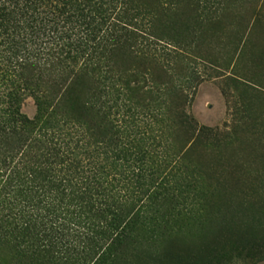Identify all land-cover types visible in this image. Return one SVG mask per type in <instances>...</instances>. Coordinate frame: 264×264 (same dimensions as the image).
<instances>
[{
  "label": "rangeland",
  "instance_id": "1",
  "mask_svg": "<svg viewBox=\"0 0 264 264\" xmlns=\"http://www.w3.org/2000/svg\"><path fill=\"white\" fill-rule=\"evenodd\" d=\"M31 2L0 28V264H264V0Z\"/></svg>",
  "mask_w": 264,
  "mask_h": 264
},
{
  "label": "trees",
  "instance_id": "2",
  "mask_svg": "<svg viewBox=\"0 0 264 264\" xmlns=\"http://www.w3.org/2000/svg\"><path fill=\"white\" fill-rule=\"evenodd\" d=\"M31 1L33 0H0V28L7 30L8 23L12 18L18 15L26 16L22 9H27L29 4L32 5ZM15 28H18L17 24H15Z\"/></svg>",
  "mask_w": 264,
  "mask_h": 264
}]
</instances>
